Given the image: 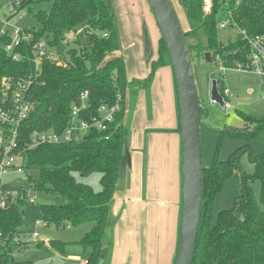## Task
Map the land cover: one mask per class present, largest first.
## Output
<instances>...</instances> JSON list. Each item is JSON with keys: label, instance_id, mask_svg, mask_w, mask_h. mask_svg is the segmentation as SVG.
Instances as JSON below:
<instances>
[{"label": "trees", "instance_id": "1", "mask_svg": "<svg viewBox=\"0 0 264 264\" xmlns=\"http://www.w3.org/2000/svg\"><path fill=\"white\" fill-rule=\"evenodd\" d=\"M44 1L30 0L22 8L28 7L31 13L30 5ZM48 1L52 3L50 11H38L34 15L40 28L29 30L33 34V42L48 38L49 45L57 47L65 40L66 33L75 36L80 29L88 26L89 48L68 49L67 59L63 57L62 64L43 62L40 75L29 90L28 100L33 109L19 130V152L24 170L37 169L40 172V179L33 185V190L51 194L58 200V204L42 207L47 224H53L57 229L90 224V231L77 243L86 255L85 264H109L110 244L105 247L102 240L108 228L115 224L111 219L110 204L114 194L122 189L127 173L131 136L130 128L124 124L127 97L129 95L132 99L140 90L148 91L155 70L167 64L171 66V63L161 36L158 57L151 63L148 76L129 80L125 60L120 53V36L110 0ZM179 1L187 18L194 24L191 30L184 31L193 61L205 62L204 53L209 52L212 62L219 55L225 67L245 63L248 51L239 35L227 41L218 38V13L223 10L220 4L217 3L211 17L205 18L201 14L200 0ZM232 9L241 29L264 33V0H240V6ZM5 43L6 39L0 40V84L3 77L19 79L33 75L34 66L29 59L31 48L23 44L22 56L25 59L15 62L2 48ZM73 43L79 44L77 40ZM216 82L222 93V80ZM174 87L177 98L175 79ZM83 92L88 94V108L82 114L85 119L95 116L101 105H114L117 97H122L119 102L121 109L108 131L91 130L72 143L43 144L30 149L33 131L60 132L67 126L70 111L73 106L80 105ZM2 97L0 89V100ZM201 116H206L204 108L201 109ZM241 118L251 128L244 131L224 128L219 131V136L227 134L248 141H264V116L241 114ZM179 123L174 132L180 134ZM237 152L246 154L253 164L251 174L241 168ZM234 171L240 173V194L233 207L219 212L216 221L212 222L210 211L214 196ZM75 173L82 176L99 173L100 191L95 192L77 181ZM254 181L261 185L259 202L251 189ZM27 192V189H21L8 196L6 207L0 209V242L6 245L0 253V264H32L31 261H14L10 248L15 245L17 230L23 222L20 206L27 202ZM53 245L60 250L64 248L63 243ZM194 264H264V153L257 152L250 145L237 149L227 161L217 160L215 156L212 165L203 168V210Z\"/></svg>", "mask_w": 264, "mask_h": 264}, {"label": "rangeland", "instance_id": "2", "mask_svg": "<svg viewBox=\"0 0 264 264\" xmlns=\"http://www.w3.org/2000/svg\"><path fill=\"white\" fill-rule=\"evenodd\" d=\"M13 1L14 0H0V17L7 13V6L13 3ZM171 2L183 31L187 32L191 30L194 24L187 18L186 12L180 1L171 0ZM51 4V1L46 0L41 4L30 5L32 9L31 13L28 12V7H26L23 13H18L11 17V27L38 30L40 26L34 15L38 11L49 12ZM112 4H114L117 18L120 20L121 28L123 29L122 37L124 38L125 44L122 46L120 45V51L131 43L136 44L134 47L127 49L125 53L127 72L131 70V72L137 74V72L142 73L145 71V77H147L150 73L151 63L157 60L159 35L161 38V34H159L158 27L149 10L148 2L147 0H113ZM82 29V32L77 33L75 36L73 33H66L64 35L65 40L68 42L67 46L61 44L52 49L56 55V61L63 63L64 61L62 58L65 57V59H67L66 51L68 49L79 50L81 48H89L86 34L88 26ZM144 30L148 32L151 48V56L148 60L145 53ZM137 33L142 36L140 51L138 49L139 40L132 38V35ZM236 33L237 31L234 29L219 30L218 38L222 41H227L229 38L233 39ZM73 40H77L79 44L73 43ZM192 41L193 40H191V42ZM193 43H195V41ZM193 64L199 98L206 112V116L200 128L203 168H209L215 156L217 160L227 161L237 149L246 145L252 146L257 152L264 153V141H248L243 137L227 134H223L222 137L219 136V131L224 128H231L232 130L239 131L251 128V126L247 125L241 118V114L253 117L264 116V76L253 71H236L234 69H227L222 73L220 72L219 64L216 62L205 63L201 60H194ZM213 80H222L223 88L228 90L229 97L225 101L231 104L230 109L226 110L219 104L210 101L209 93ZM152 84H154V86L153 91L152 88H150L148 113L147 107L145 113L149 121H155L153 124L154 126L157 125L158 118L164 121V116H168V114L162 115L169 109L170 104L176 108L175 88L173 86L174 76L170 64L160 66L155 70ZM144 93L146 92L144 91ZM145 97V94H143L144 99ZM146 98L148 99V95ZM153 100L155 102L159 100L162 103L161 105L155 103V119L152 112ZM174 118L177 119L176 109L174 110ZM139 123L142 124L144 121L140 120ZM176 123L178 124V121H176ZM146 126L149 127L150 123L148 122ZM131 142L130 150H132V162L133 159L136 160V157H139L141 163H143V156L146 155V149L147 146H149L147 135L142 137L135 133ZM238 155H240V153H238L237 156ZM239 163L246 173L251 174L253 172V164L250 163L246 154L239 156ZM16 164L21 166V160L16 159ZM74 176L77 181L88 185L95 192L100 191L101 176L99 173H94L89 176H82L79 173H75ZM39 179L40 172L37 169L23 170L22 173L8 172L1 176V192L13 195L21 189H27L28 193L35 197L36 201L35 204H31L27 201L20 206V214L23 222L17 230L16 238H18L19 241H15V245L10 247L14 261H31L32 264H82L81 262L85 260L86 255L77 243L90 231L91 225L85 223L76 227L67 226L62 229L55 228L53 224L48 225L43 217L42 207L47 204H58V200L51 194L33 190V185L38 182ZM240 181L239 171H234L233 174L222 183L211 205L210 218L212 222L216 221L219 212L229 210L233 207L235 199L240 194ZM251 189L254 198L259 202L260 183L258 181L252 182ZM114 205V201H112L110 204V213L113 223H116L119 217L113 212ZM36 222L40 224L36 225ZM114 228L115 224L107 230L108 244L112 243V232ZM34 232L37 233L39 237L35 240L32 238ZM52 242L56 245L58 243H63V250L54 247ZM109 246L111 250L112 244ZM4 247H6V245L0 242V253Z\"/></svg>", "mask_w": 264, "mask_h": 264}, {"label": "crops", "instance_id": "3", "mask_svg": "<svg viewBox=\"0 0 264 264\" xmlns=\"http://www.w3.org/2000/svg\"><path fill=\"white\" fill-rule=\"evenodd\" d=\"M112 1L110 0L111 4ZM112 7L122 46L125 44L123 29L114 4ZM132 38L139 40L140 51L142 36L137 33ZM135 45L131 43L120 51L124 60L127 49ZM126 75L129 80L146 78L145 71L137 74L131 70L127 72V64ZM151 85L153 91L154 84ZM150 88L148 91L140 90L135 98L130 99L129 95L127 97L124 124L131 130L130 149L135 133L142 137L147 135L149 146L143 156V163L139 157L133 159V162L131 158V166L126 169L122 189L114 194L113 212L119 219L112 232L109 264H174L176 257L182 212L181 144L180 134L174 132L178 128L177 98L175 92L176 108L170 104L162 115L168 116H164V121L158 118L157 125L153 126L155 121H149L145 113L146 107L148 113ZM143 94L146 97L148 95V99H144ZM155 103L162 104L159 100H153L154 119ZM175 109L177 119L174 118ZM140 120L144 123H139ZM148 122L149 127L146 126ZM131 152L132 150L130 156ZM107 238L106 232L102 240L105 247L108 245ZM81 263H86V257Z\"/></svg>", "mask_w": 264, "mask_h": 264}, {"label": "built area", "instance_id": "4", "mask_svg": "<svg viewBox=\"0 0 264 264\" xmlns=\"http://www.w3.org/2000/svg\"><path fill=\"white\" fill-rule=\"evenodd\" d=\"M30 0H14L7 6V13L0 17V40L6 39V43L2 45L4 51L10 56L12 61L18 62L24 60L23 44L27 48H31L30 61L34 66V74L27 78L3 77L1 79L0 89L2 99L0 100V180L1 176L8 172H23L22 154L19 152V136L20 127L29 117L32 111V103L28 100V94L34 81L40 75L42 64L44 61H50L55 64H62L56 61V55L52 51L48 42V38H43L36 43L33 42V34L26 29L14 28L10 25L11 17L18 13H23V4ZM217 3L223 8L218 13L219 20L216 28L218 30L234 29L245 42L248 51L245 63L238 62L234 66L225 67L219 55L215 56V62L220 66V72L227 69L236 71H253L264 76V33L248 32L241 29L237 23V16L232 7L240 6V0H200V9L203 17H211L215 13ZM236 11V10H235ZM83 29L78 31L82 32ZM85 31V29H84ZM99 35L98 32H95ZM102 36H106L103 34ZM75 38V37H74ZM74 41V40H73ZM63 45L67 46L68 42L63 40ZM219 91V90H218ZM223 100V108L228 110L231 104L225 101L229 97V92L225 88L220 93ZM88 94L83 92L80 97V105L73 106L69 122L65 128L56 132L54 130L33 131L30 140V149L43 144H68L82 139L89 131L106 132L109 125L114 121L116 113L121 109L120 101L122 97H117L114 105H101L95 116L85 119L82 114L88 108ZM215 103V102H212ZM216 104V103H215ZM16 159L21 160V166L16 164ZM15 195V194H13ZM10 194H4L0 191V209L6 207V200ZM27 201L35 204V197L27 192ZM36 222V225H39ZM1 236V230H0ZM33 240L39 238L37 233H33ZM15 241H19L15 238Z\"/></svg>", "mask_w": 264, "mask_h": 264}, {"label": "water", "instance_id": "5", "mask_svg": "<svg viewBox=\"0 0 264 264\" xmlns=\"http://www.w3.org/2000/svg\"><path fill=\"white\" fill-rule=\"evenodd\" d=\"M157 27L165 43L177 88L180 144L182 157V212L174 264H194L198 233L203 210V166L201 159L200 128L203 104L200 101L194 64L185 32L178 20L171 0H147ZM147 60L151 48L147 30H144ZM206 63H211L209 52L204 53ZM210 101L223 107L216 80L211 82ZM127 169L131 166L127 154Z\"/></svg>", "mask_w": 264, "mask_h": 264}]
</instances>
